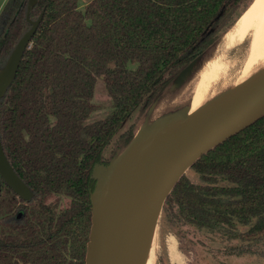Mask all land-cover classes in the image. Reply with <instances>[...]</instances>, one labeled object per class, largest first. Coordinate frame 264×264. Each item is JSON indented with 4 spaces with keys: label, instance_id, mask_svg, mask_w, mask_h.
I'll list each match as a JSON object with an SVG mask.
<instances>
[{
    "label": "trees",
    "instance_id": "obj_1",
    "mask_svg": "<svg viewBox=\"0 0 264 264\" xmlns=\"http://www.w3.org/2000/svg\"><path fill=\"white\" fill-rule=\"evenodd\" d=\"M252 1L36 0L29 17L28 0L4 2L0 67L30 19L42 18L0 98L4 150L32 190L20 196L0 173V264H86L96 167L108 170L132 139V127L120 131L124 122ZM98 76L111 107L91 118ZM190 167L204 182L178 178L163 204L173 220L264 241V114Z\"/></svg>",
    "mask_w": 264,
    "mask_h": 264
},
{
    "label": "rangeland",
    "instance_id": "obj_2",
    "mask_svg": "<svg viewBox=\"0 0 264 264\" xmlns=\"http://www.w3.org/2000/svg\"><path fill=\"white\" fill-rule=\"evenodd\" d=\"M87 1L80 0V7H83ZM248 7L241 12V15ZM240 16L238 15L230 26L218 32L216 40L202 54L195 57L154 101L139 107L124 122L120 131L132 127L134 135L128 144L117 149L113 158L114 163L138 150L189 114L190 104L197 101L191 100L195 86L201 74L214 61L217 60L220 64L219 75L217 79L215 78L212 81L206 94V102L201 109L209 106L232 88L234 82L238 80V75L248 57L251 46V34L228 49H222V39ZM263 63L258 62L256 64L253 74L264 69ZM226 77L228 78L226 79ZM93 101L97 107L93 111L91 118L103 116L111 107V98L102 76L97 78ZM112 146L113 144L108 149V153H110ZM106 171V166L97 165L96 174L98 176L103 178ZM184 173L192 181L204 182L201 174L192 167L187 168ZM164 201L160 207L156 224L154 240L155 264H264V241L249 245L240 238H230L226 233H215L208 228L199 229L189 224L176 223L170 211L163 208ZM62 202L66 204L67 197L63 196ZM121 225L122 232L126 233L127 227L124 224ZM238 228L244 230L248 228V225L239 224ZM122 236L121 233L120 241ZM122 241L125 242V238H122ZM240 247L242 248L240 249ZM119 257L120 250L113 247L109 253V264H121V257Z\"/></svg>",
    "mask_w": 264,
    "mask_h": 264
},
{
    "label": "water",
    "instance_id": "obj_3",
    "mask_svg": "<svg viewBox=\"0 0 264 264\" xmlns=\"http://www.w3.org/2000/svg\"><path fill=\"white\" fill-rule=\"evenodd\" d=\"M35 2L28 0L27 17ZM41 18L42 13L37 19H30L32 25L20 37L5 65L0 67V98L15 76ZM263 114L264 86L184 122L185 117L138 150L117 160L101 178L92 197L93 218L86 264H109L112 246L107 249L106 243L120 204L135 185L149 179L159 185L168 183L163 202L178 178L199 156ZM0 173L20 196L31 197V188L6 155L1 135Z\"/></svg>",
    "mask_w": 264,
    "mask_h": 264
},
{
    "label": "bare ground",
    "instance_id": "obj_4",
    "mask_svg": "<svg viewBox=\"0 0 264 264\" xmlns=\"http://www.w3.org/2000/svg\"><path fill=\"white\" fill-rule=\"evenodd\" d=\"M249 34H251L250 51L238 75V80L234 82L228 92L219 96L220 98L213 101L203 111L195 114L204 106L207 91L212 81L219 75L220 64L216 58V61L211 63L210 67L201 74L191 98V100L197 101L190 104L189 114L184 122L264 86V69L253 74L256 64L264 62V0H254L231 29L224 34L222 49L235 46ZM221 52L223 53V51ZM168 188V183L164 182L159 185L156 181L149 179L135 185L123 198L106 243L107 249L113 246L120 250L121 264H155L154 240L157 218L163 196ZM121 224L127 227L126 233L122 232ZM121 233L125 242L122 241V238L120 241Z\"/></svg>",
    "mask_w": 264,
    "mask_h": 264
},
{
    "label": "crops",
    "instance_id": "obj_5",
    "mask_svg": "<svg viewBox=\"0 0 264 264\" xmlns=\"http://www.w3.org/2000/svg\"><path fill=\"white\" fill-rule=\"evenodd\" d=\"M6 0H0V10H1V8H2V6L4 5V2H5Z\"/></svg>",
    "mask_w": 264,
    "mask_h": 264
}]
</instances>
